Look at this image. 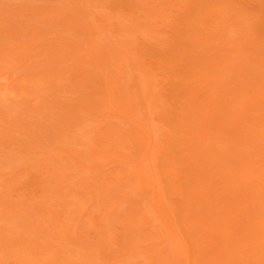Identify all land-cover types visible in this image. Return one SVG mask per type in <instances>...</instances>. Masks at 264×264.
I'll return each instance as SVG.
<instances>
[{
  "label": "bare ground",
  "instance_id": "obj_1",
  "mask_svg": "<svg viewBox=\"0 0 264 264\" xmlns=\"http://www.w3.org/2000/svg\"><path fill=\"white\" fill-rule=\"evenodd\" d=\"M61 1L25 7L30 24L21 5L0 12V37L35 38L38 23L52 34L38 52L0 46V146L32 154L19 173L20 156L0 150V264H113L145 245L136 264H264V13L244 0H140L125 22L96 13L106 28ZM111 27L132 56L100 41ZM19 66L21 82L7 70ZM30 179L40 188L13 198Z\"/></svg>",
  "mask_w": 264,
  "mask_h": 264
},
{
  "label": "rangeland",
  "instance_id": "obj_2",
  "mask_svg": "<svg viewBox=\"0 0 264 264\" xmlns=\"http://www.w3.org/2000/svg\"><path fill=\"white\" fill-rule=\"evenodd\" d=\"M78 1L79 0H71V5L73 6L72 7V9H74V12H75V15H77V16H79V11L77 12V9L79 10V8H81L82 10H86V11H91V15H92V11H94L95 12V16L97 15L96 13H98L99 11L100 12H107V13H111L110 15H112L113 14V12H116V13H119L120 14V19H121V21L122 20H124V22H125V19H123V17L124 18H128V14H130L129 12L130 11H132V5H133V7L135 8L136 6H137V4L139 5V1L140 0H125V1H123L126 5H124V3L122 2V0H120V2L122 3V6H119V7H122V9H116V11H109L108 10V8H107V4L109 5V3H110V1L111 2H117L118 0H102V1H99V0H91V2H88V1H90V0H85V1H87V3H78ZM248 2V4H249V7H251V6H254V7H251V8H249V7H247V8H249L250 10L252 9V8H255V9H252V11L253 12H258V14L260 13H264V11H262V10H264V0H256V1H252V3H250V0H244V4L245 3H247ZM258 2H260L261 4H262V6H261V4L260 3H258L259 4V6H261V7H258L257 5V3ZM114 3V4H115ZM112 4V3H111ZM114 4H112V5H110V7H112V6H114ZM255 4V5H254ZM16 5H21V7L23 8V11H24V9H25V7H36V8H40V6H46V5H49V6H51V5H60V6H64V3H63V1H61V0H58L57 2L56 1H51V0H45V1H43V0H0V12L2 13V14H5L4 13V10L5 9H12V7H14V6H16ZM246 6H248L247 4H245ZM24 6V7H23ZM257 6V7H256ZM124 7V8H123ZM107 8V9H106ZM130 8V9H129ZM29 9V8H28ZM28 9H26V11L28 10ZM260 9V11H257V10H259ZM262 9V10H261ZM25 12V11H24ZM73 12V13H74ZM131 13H133V12H131ZM24 14H27V17H24V19L26 20V19H28L29 17H28V11L27 12H25ZM90 14V13H89ZM29 15H30V12H29ZM94 15V14H93ZM113 15H117V14H113ZM131 15V14H130ZM49 16V15H48ZM90 16V15H89ZM94 16V17H95ZM262 16H264V15H262ZM18 17V16H17ZM101 16H99V15H97V18H98V21H96L97 23H99V24H101L103 27H106V28H108V23L107 22H105L104 20H102L101 18H100ZM117 17H118V15H117ZM130 17V16H129ZM18 18H21V17H18ZM23 18V17H22ZM96 18V17H95ZM133 18V17H132ZM131 18V19H132ZM9 19V21L11 22V23H14V25L15 24H17L16 22H14L15 21V19H16V16L15 15H13V16H11L10 18H8ZM90 19V18H89ZM91 19H92V21H93V17H91ZM118 19V18H117ZM19 20V19H18ZM21 20V19H20ZM31 20H32V18H31ZM31 20H26V21H28L29 23L28 24H30V21ZM26 21H25V23H26ZM176 21V20H175ZM171 22V21H170ZM24 23V24H25ZM32 23V22H31ZM175 23V22H174ZM174 23H173V25H170L169 27L168 26H163V28H161V30H163V31H165V32H163V35L165 34V35H167V38H169L168 36H170L171 35V31L174 29V27H175V25H174ZM19 24V23H18ZM34 24V23H33ZM37 24V23H36ZM39 24V23H38ZM37 24V26L36 27H38L40 30H41V33H40V35H37L35 38H34V36L35 35H33L32 36V34L29 32L30 31V29H29V31L27 30V32H29L28 34L30 35V36H28V37H26V38H23V36L21 37H18V38H13V37H11L12 39H6V38H4V37H0V46H4V44L6 45V42H8V41H11V43H17V45L19 46V44H21L22 45V47H21V49H24L25 50V47H26V45L27 46H29V47H27L26 49H32L31 51H33V52H38L39 51V49L40 48H38V51H37V49L35 50V48H37V44H38V42L39 43H41V44H43L40 40H42V39H44L45 38V40L47 39V37L51 34L50 33V29H48L47 27H46V25L44 26V25H42V24H40V25H38ZM20 25H23V23L21 24L20 23ZM17 26V25H16ZM19 26V25H18ZM25 26H27V24L25 25ZM166 28V30L168 31V32H166V30H164L165 28ZM171 27H173V28H171ZM48 30H49V34H48ZM70 29H65V30H63V32H62V36H71V37H68L67 36V38H70V40H74L75 38H79V40H80V38H82V37H73L72 36V34H73V31L74 30H70ZM72 31V32H71ZM25 32H26V30H25ZM33 32V31H32ZM75 32V31H74ZM119 31L117 30V27H111V30H109V31H106V32H104V33H102V32H98V38L100 39V41L102 42L103 41V43H104V45L105 46H109V45H111V47L112 46H116V47H120L119 49H123V51H125V53L128 55V56H132L133 54H134V52H132V51H130V50H128L126 47H124V46H121V45H119L120 43H117L118 42V40L120 39L118 36H119ZM75 34V33H74ZM73 34V35H74ZM60 35H61V33H60ZM27 36V35H26ZM50 36H52V34L50 35ZM53 36H54V34H53ZM74 36H77V35H74ZM161 36V35H160ZM171 37H172V35H171ZM10 38V37H9ZM164 38H166V37H163V39ZM129 39V38H128ZM170 39V38H169ZM52 40V39H51ZM78 40V39H77ZM76 40V41H77ZM139 40H142L141 39V35L139 36ZM49 42V40H46V42ZM166 41V40H165ZM169 41V40H168ZM47 42V43H48ZM10 43V42H9ZM11 43H10V47L12 48V46L14 45H12L11 46ZM37 45V46H36ZM48 45H49V43H48ZM23 46H25V47H23ZM35 48H34V47ZM45 46H46V44H45ZM44 46V47H45ZM140 46H144L143 44H141V45H139V47ZM43 47V48H44ZM144 47H146V45L144 46ZM148 47V46H147ZM150 47V46H149ZM1 48V47H0ZM18 50H20V48L19 47H16ZM16 48H14V50H16L17 51V49ZM35 50V51H34ZM150 51V50H149ZM155 51V50H154ZM152 52V51H151ZM45 53H47V52H45ZM44 54V53H43ZM42 54V55H43ZM48 54V53H47ZM47 54H44L45 56L47 55ZM41 55V54H40ZM38 56V57H34V58H40L41 59V62H42V59H46V57L43 55V56ZM48 56V55H47ZM33 58V59H34ZM150 58V57H149ZM156 58V57H155ZM155 58H153V59H151V61L152 60H154ZM35 59V60H36ZM49 59V58H48ZM47 59V60H48ZM148 59V58H147ZM37 60H39V59H37ZM36 60V61H37ZM44 61H46V60H44ZM151 61L149 60L148 62H147V64L149 65H153L152 63H151ZM15 64V63H14ZM53 64H56V63H53ZM4 65V62H1L0 61V66H3ZM52 66H54V65H52ZM54 67H56V69H57V66H54ZM54 67H52V68H54ZM29 68V67H28ZM50 69V70H52L53 72L55 71H57L55 68L54 69ZM38 69L40 70V69H42V67H38ZM47 69V68H46ZM7 70L8 71H10V74L9 75H13L12 73H15L16 75H18L19 77H18V81L20 80V82H21V80H23L22 78H29L30 76L28 75V76H26L27 74H26V70H28L29 71V73H30V68L29 69H27L26 67L24 68V66L22 67V66H19V67H16V69H14L13 68V70H9L8 68H7ZM37 70V69H36ZM38 70V71H39ZM48 70V69H47ZM155 70V69H154ZM157 71H158V69H157ZM51 72V71H50ZM154 72H156V71H154ZM153 72V73H154ZM157 73V72H156ZM14 74V75H15ZM26 74V75H25ZM156 75H158V74H156ZM13 77H16L17 78V76H13ZM21 77V79H19ZM29 80V79H28ZM33 80H34V78H33ZM62 80V79H61ZM17 81V82H18ZM32 81V79H30V81H28V83L29 82H31ZM62 82H63V80H62ZM32 83V82H31ZM33 83H34V81H33ZM32 83V84H33ZM60 83V82H59ZM30 84V83H29ZM36 84V83H35ZM56 84H58V83H56ZM55 84V85H56ZM31 85V84H30ZM38 85V84H37ZM59 85V84H58ZM63 85H64V83H62V85H59L60 86V88L61 87H63ZM39 86V85H38ZM57 86V85H56ZM64 87H65V85H64ZM63 87V88H64ZM58 88V87H57ZM62 91H64V90H62ZM59 92V91H58ZM66 92V91H65ZM46 93V92H45ZM44 92L42 93L43 94V96L46 98V99H43V100H41L43 97H41L40 95V97L41 98H39V97H37L38 99H40L41 100V102H43L44 100L45 101H49V98L50 97H47V96H45V95H48V94H45ZM60 93V92H59ZM58 93V94H59ZM67 93V92H66ZM66 93H64V94H66ZM41 94V95H42ZM45 94V95H44ZM32 95H34V94H32ZM63 95V94H62ZM72 96V94H70L69 93V96ZM61 96V95H60ZM64 96H67V95H64ZM69 96H67V97H69ZM26 97V96H25ZM34 97V98H33ZM35 95L34 96H31V95H28L27 96V99L26 100H28V101H32L33 99H35ZM178 97H181L182 98V95H179ZM33 98V99H32ZM36 98V99H37ZM12 100L14 99L13 97L11 98ZM10 99V100H11ZM16 99V98H15ZM14 99V100H15ZM18 99V98H17ZM37 99V100H38ZM19 101V100H18ZM11 102V101H10ZM15 102H17V101H15ZM12 104H13V102H11ZM20 103H21V101H20ZM30 103V102H29ZM43 104H44V102H43ZM17 105H18V103H17ZM30 105V104H29ZM29 105H27V106H29ZM45 105H46V103H45ZM47 105H48V103H47ZM20 106V105H19ZM18 106V107H19ZM26 106V107H27ZM30 106H32V104L30 105ZM29 106V108H31ZM0 107L1 108H4L5 110H7V108H8V110L10 109L9 107L10 106H8V105H1L0 104ZM17 107V108H18ZM24 107V106H23ZM25 107V108H26ZM16 108V107H15ZM16 108V110H18V111H20V109H17ZM29 108H27V109H29ZM27 109H24V110H21L22 112L24 111V112H26V111H29V110H27ZM52 109V108H51ZM50 109V111H52V112H54V108L51 110ZM15 110V109H14ZM35 110H36V108H35ZM56 111V110H55ZM39 112V111H38ZM43 112H45V111H43ZM51 112V113H52ZM21 113V112H20ZM23 114H25V113H23ZM31 114H33V113H31ZM36 114V113H35ZM56 114V113H55ZM34 115V114H33ZM42 115V114H41ZM40 115V116H41ZM53 115V114H52ZM57 115V114H56ZM30 116V115H29ZM40 116H38L39 118H40ZM44 116H47V115H44ZM43 116V117H44ZM66 116V115H65ZM67 116H69V114L67 115ZM28 117V116H27ZM25 119H26V117H25ZM44 120H45V118H43ZM43 119H41L40 118V121L41 122H43L42 120ZM49 120V119H48ZM48 120H47V122H48ZM51 120V119H50ZM108 120V119H107ZM109 120H111L110 118H109ZM113 120H118V119H112V121ZM28 121V120H27ZM29 121H30V119H29ZM153 121H155V120H153ZM152 120H151V122H153ZM46 122V123H47ZM51 122H52V120H51ZM50 122V123H51ZM44 123V122H43ZM51 124H53V123H51ZM159 125H160V123H159ZM28 130V129H27ZM21 131H22V129H21ZM24 132H25V130H24ZM28 132V131H27ZM26 132V133H27ZM14 133V135H17L16 134V132H13ZM25 138V137H24ZM23 138V139H24ZM33 139V138H32ZM34 140H32V142H33ZM44 141V140H43ZM46 141V140H45ZM38 143V142H37ZM46 144H47V142H46ZM17 146L16 144H13V146H12V148L10 147V152L9 151H7V149H5L4 148V150H6L8 153H9V156H11V154L13 155V153H15L17 150H19V149H22V148H20L19 147V149H17V148H15V147ZM21 146V145H20ZM45 146V145H44ZM24 147V146H23ZM2 148V149H1ZM50 148H51V146H46L45 147V149L46 150H50ZM44 149V150H45ZM0 150L2 151L3 150V147L2 146H0ZM2 151V152H4L5 154H3L5 157H6V155H7V153H6V151ZM9 150V149H8ZM20 151V150H19ZM1 152V153H2ZM51 152H53V151H51ZM17 154V152L15 153V155ZM24 155V157H25V155L26 154H20L19 153V155L17 154V157H19V159H17V160H19L17 163H16V165H14V166H16V167H14L13 169L14 170H16L17 172H19V173H25L26 172V169H25V166L26 165H22V163L24 162V159H27V158H30L31 156H32V154H31V156L30 157H28V156H26V158H22L23 160H21L20 158H21V156H23ZM8 156V155H7ZM13 157V156H12ZM16 158V157H15ZM8 159V158H7ZM6 159V160H7ZM1 160H3V161H1V163L2 162H4V158L3 159H1ZM6 160H5V162H6ZM9 160H7V162H8ZM21 161H23V162H21ZM0 163V164H1ZM20 164V165H19ZM19 165V166H18ZM2 166V165H1ZM109 166H113V164L111 165H109ZM7 168H9V167H7ZM11 168V171H13L12 170V167H10ZM9 168V169H10ZM1 170V169H0ZM5 170V171H4ZM7 171V172H6ZM1 172H4V173H8L9 171H8V169H4V167H2V171ZM4 176H7L6 174L4 175ZM26 176H28V175H26ZM22 177L21 179H20V181H22L23 182V180H25L27 177ZM79 176V175H78ZM81 176H79L78 178H80ZM29 178H31V177H29ZM76 178V177H75ZM36 179V178H35ZM29 181V180H28ZM22 182H18L17 183V187L16 188H18V189H14L15 191H12L11 190V192H12V197L13 198H16L17 196L15 195V193L17 194L18 193V196L22 199H27L28 198V195H26L27 193H34L36 190H38L39 188H40V183H38L37 182V180H35V181H32V179H30V182H28L27 184H25V183H22ZM24 185H28L27 187H26V189H27V191L25 192V190L26 189H24L25 188V186ZM15 187V186H14ZM20 188H22L21 189V191L19 190ZM23 190V191H22ZM10 192V193H11ZM20 194V195H19ZM23 194V195H22ZM41 194V193H40ZM39 194H37V196H35L36 197V200H39V196H38ZM24 200V201H25ZM35 200V199H34ZM40 201V200H39ZM38 201V202H39ZM29 203V202H28ZM23 207H25V205L23 206ZM19 215H21V214H19ZM23 216V215H22ZM18 217H20V216H18ZM157 224V223H156ZM158 225V224H157ZM15 230V231H14ZM19 230L21 231V229L20 228H16V227H13L12 228V231H14V232H19ZM10 233V232H9ZM8 234V233H7ZM11 234V233H10ZM10 234H8L9 236H10ZM144 246V245H143ZM149 248H151V245H149V246H144V247H142V248H136L137 250H136V253L133 255V253H132V256L131 255H125V256H122L121 258H119V260H117L116 262H114L113 260H111L110 262H113V264H136V263H141V262H146L148 259H147V254H152V251L149 249ZM139 249H143V250H145V251H148V250H150L149 251V253L147 252L146 254H143L142 255V253H140V256L141 257H139V254L137 255V253L140 251ZM138 251V252H137ZM2 254V253H1ZM145 255V256H144ZM129 256V257H128ZM149 256V255H148ZM136 257V258H135ZM145 260V261H144ZM136 261V262H135ZM134 262V263H133Z\"/></svg>",
  "mask_w": 264,
  "mask_h": 264
}]
</instances>
